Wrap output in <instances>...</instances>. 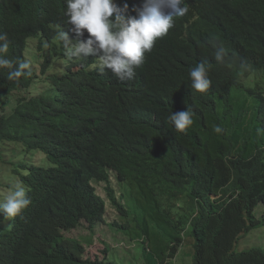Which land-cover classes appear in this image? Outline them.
I'll return each instance as SVG.
<instances>
[{"label":"trees","instance_id":"1","mask_svg":"<svg viewBox=\"0 0 264 264\" xmlns=\"http://www.w3.org/2000/svg\"><path fill=\"white\" fill-rule=\"evenodd\" d=\"M187 4L135 78L119 81L94 68L95 57L65 56L57 39L69 27L65 0H0L13 68L28 61L32 40L40 52L49 48L40 74L31 68V76L8 80L10 69L0 70V158L16 143L50 162L20 163L11 169L16 183L0 181L7 194L20 185L31 200L23 218L0 215V264H120L86 257L82 243L62 234L105 220L95 183L106 185L120 227L139 231L146 264H173L188 231L194 264H264V247L240 246L264 227V0ZM214 44L228 53L225 64L214 59ZM56 56L66 63L58 67ZM199 62L209 65L206 94L190 85ZM23 91L36 94L8 113ZM188 107L194 123L178 133L166 119ZM111 172L125 188L120 198Z\"/></svg>","mask_w":264,"mask_h":264},{"label":"clouds","instance_id":"2","mask_svg":"<svg viewBox=\"0 0 264 264\" xmlns=\"http://www.w3.org/2000/svg\"><path fill=\"white\" fill-rule=\"evenodd\" d=\"M65 3L64 15L69 27L57 33L65 56L68 59L95 57L93 67L101 74L110 70L119 81L134 79L136 70L143 66L146 54L152 51L156 41L168 35L176 17H183L188 12L187 0H144L143 7L132 8L127 0L123 3L120 0H65ZM85 30L87 39L84 38ZM213 46L214 59L218 64H225L229 59L225 48ZM8 51V35L0 32V70L10 69L8 80L31 76L30 63L17 62L13 68L14 62L5 55ZM208 73L206 62L190 68L192 92L206 94L209 91L212 82ZM193 115L189 107L185 111L171 112L166 123H170L176 132L186 134L194 123ZM213 131L220 134L223 130L217 125ZM30 204L25 188L16 185L0 201V215L4 220L23 218Z\"/></svg>","mask_w":264,"mask_h":264},{"label":"rangeland","instance_id":"3","mask_svg":"<svg viewBox=\"0 0 264 264\" xmlns=\"http://www.w3.org/2000/svg\"><path fill=\"white\" fill-rule=\"evenodd\" d=\"M37 40L34 39L30 42V47L27 50V60L31 68L40 74L41 65L48 56L49 48L46 47L43 52L38 51ZM54 63L58 67H61L66 61L56 56L54 57ZM42 90L43 86L39 83L38 92H42ZM35 94V91H31L30 94L29 91L16 93V96L11 99V105L7 106L8 113L12 111L19 97H29ZM15 144H11L5 148L4 155L0 158V181H3V183H6L7 180L16 183L15 178L17 176L11 172V169L20 163H29L41 167L50 165V162L41 152L28 151L22 145ZM21 171L24 172V169H21ZM110 175V185L115 190L116 196L120 198L125 188L119 184L115 173L111 172ZM95 186L99 195L106 199L107 211L105 220L93 227L86 221H83L78 228L71 231H63L64 239L78 240L86 248L85 256L92 259L99 257L102 259L107 258L109 261L120 264H146L144 245L141 241L142 238L139 237V231L134 229L127 230L120 227L125 221L121 220L120 214L109 201L105 190L106 185L104 183H95ZM3 190V187H0V201L7 195ZM124 202L121 199V203ZM128 234H132L137 240H133ZM256 245L264 247V227L258 233L253 232L251 236L244 238L240 243L243 250ZM195 253V240L188 231L176 258L172 262L173 264H194Z\"/></svg>","mask_w":264,"mask_h":264}]
</instances>
